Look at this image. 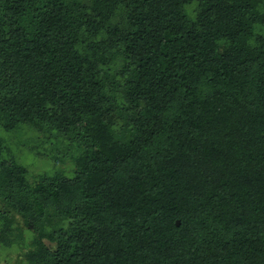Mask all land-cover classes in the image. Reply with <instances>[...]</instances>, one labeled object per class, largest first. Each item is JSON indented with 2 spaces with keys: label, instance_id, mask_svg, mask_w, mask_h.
I'll return each mask as SVG.
<instances>
[{
  "label": "trees",
  "instance_id": "1",
  "mask_svg": "<svg viewBox=\"0 0 264 264\" xmlns=\"http://www.w3.org/2000/svg\"><path fill=\"white\" fill-rule=\"evenodd\" d=\"M0 127L26 264H264V0H0Z\"/></svg>",
  "mask_w": 264,
  "mask_h": 264
},
{
  "label": "rangeland",
  "instance_id": "2",
  "mask_svg": "<svg viewBox=\"0 0 264 264\" xmlns=\"http://www.w3.org/2000/svg\"><path fill=\"white\" fill-rule=\"evenodd\" d=\"M23 132H27L28 135H33L28 130H24ZM0 134L3 137H6V133L2 130L0 127ZM21 140V133L18 134V132H14L10 134L8 137V140H5L9 146L11 147L12 155L16 157L20 162H22L24 165H26L29 169V175L33 176L34 174H37L39 172L48 171L52 172L54 169L62 171L64 174H72V167L73 163L71 159L67 158L65 162H61L58 165H53L54 163L44 157L41 154L36 153L35 150H29V145L17 142V140ZM42 150H45L44 148H41ZM32 180H35L34 178H31ZM0 207H2V203L0 202ZM23 239L25 240V244L22 246H19L18 243L13 244L12 246L0 244V264H26L27 259L26 257L21 254V252H24L28 249V244L30 243V240L34 237V231L23 227Z\"/></svg>",
  "mask_w": 264,
  "mask_h": 264
},
{
  "label": "water",
  "instance_id": "3",
  "mask_svg": "<svg viewBox=\"0 0 264 264\" xmlns=\"http://www.w3.org/2000/svg\"><path fill=\"white\" fill-rule=\"evenodd\" d=\"M177 223H180V221H179V220H177Z\"/></svg>",
  "mask_w": 264,
  "mask_h": 264
}]
</instances>
